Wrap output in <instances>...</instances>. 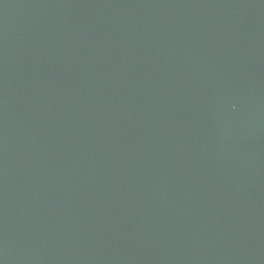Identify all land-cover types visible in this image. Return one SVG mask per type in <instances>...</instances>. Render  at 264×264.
<instances>
[{"label":"water","instance_id":"1","mask_svg":"<svg viewBox=\"0 0 264 264\" xmlns=\"http://www.w3.org/2000/svg\"><path fill=\"white\" fill-rule=\"evenodd\" d=\"M0 264H264V0H0Z\"/></svg>","mask_w":264,"mask_h":264}]
</instances>
